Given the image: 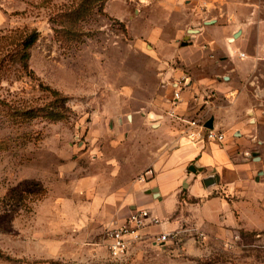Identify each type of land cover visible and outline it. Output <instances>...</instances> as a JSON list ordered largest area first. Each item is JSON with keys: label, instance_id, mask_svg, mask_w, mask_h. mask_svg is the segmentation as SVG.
I'll use <instances>...</instances> for the list:
<instances>
[{"label": "rangeland", "instance_id": "374dc122", "mask_svg": "<svg viewBox=\"0 0 264 264\" xmlns=\"http://www.w3.org/2000/svg\"><path fill=\"white\" fill-rule=\"evenodd\" d=\"M76 1L0 0V264H264V230L198 239L188 223L163 244L160 216L123 262L104 240L130 213L133 187L150 181L139 182L141 167L178 128L171 81L202 69L182 56L207 54L228 13L264 0H108L76 27L54 21ZM33 29L23 70L10 53ZM156 201L148 207L160 211Z\"/></svg>", "mask_w": 264, "mask_h": 264}, {"label": "crops", "instance_id": "0c3cea01", "mask_svg": "<svg viewBox=\"0 0 264 264\" xmlns=\"http://www.w3.org/2000/svg\"><path fill=\"white\" fill-rule=\"evenodd\" d=\"M227 17L220 44L210 43L207 54L182 56L187 66L202 69L188 74L189 89L179 108L186 117L213 118L224 140L192 143L182 133L183 123L172 117L178 128L164 135L171 144L141 167L154 169L153 177L144 187H133L131 209L141 205L166 218L168 231L189 229L188 223L205 237L264 230V5ZM155 199L160 211L149 208Z\"/></svg>", "mask_w": 264, "mask_h": 264}, {"label": "built area", "instance_id": "2783aa9c", "mask_svg": "<svg viewBox=\"0 0 264 264\" xmlns=\"http://www.w3.org/2000/svg\"><path fill=\"white\" fill-rule=\"evenodd\" d=\"M246 54L240 53L241 57ZM173 84V96L169 99V114L171 117L181 121L183 123L182 133L192 143H199L204 141H219L222 142L225 138L224 133L215 128H209L206 126L207 120L201 116L186 117L179 112L181 103L183 102V90L190 85L188 77H179L175 81H171ZM154 175V169L148 168L143 174H141L139 180L146 182L150 180ZM162 220L154 215V213L145 207L136 206L131 209L125 219L119 223H115L105 230V244L107 247L110 260L114 262L125 261L130 253V249L133 243L140 240L145 231L151 226H157ZM188 229L182 228L172 231H165L157 235V241L163 244H167L180 239L181 235L187 232ZM194 236L198 239H204L205 234L197 231Z\"/></svg>", "mask_w": 264, "mask_h": 264}, {"label": "trees", "instance_id": "16d2710c", "mask_svg": "<svg viewBox=\"0 0 264 264\" xmlns=\"http://www.w3.org/2000/svg\"><path fill=\"white\" fill-rule=\"evenodd\" d=\"M108 0H77L75 3L69 6V8L56 14L54 21H58L60 25L65 24L69 20H72L73 26H77L80 21H84L86 18L90 17L95 11L103 12L105 5ZM39 32L33 29L25 34H21L15 43V51L10 55V61L17 63L21 66L23 70H28L30 65L31 49L34 44L39 39ZM6 57L0 60L1 64L6 63ZM9 63V62H8ZM57 92L54 91V95ZM53 120H60L63 115L51 112Z\"/></svg>", "mask_w": 264, "mask_h": 264}, {"label": "water", "instance_id": "95a60500", "mask_svg": "<svg viewBox=\"0 0 264 264\" xmlns=\"http://www.w3.org/2000/svg\"><path fill=\"white\" fill-rule=\"evenodd\" d=\"M209 22H211V21H208L207 23H209ZM239 35H240V31H238L237 33H235L234 36H233V38H231V40L236 39ZM206 126L209 127V128H213L214 127L213 118L209 119L206 122Z\"/></svg>", "mask_w": 264, "mask_h": 264}]
</instances>
